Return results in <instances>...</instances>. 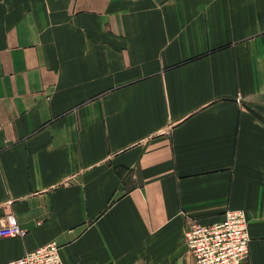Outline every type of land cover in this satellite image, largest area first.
<instances>
[{
	"label": "crops",
	"instance_id": "1",
	"mask_svg": "<svg viewBox=\"0 0 264 264\" xmlns=\"http://www.w3.org/2000/svg\"><path fill=\"white\" fill-rule=\"evenodd\" d=\"M230 209L264 264V0H0V264H195Z\"/></svg>",
	"mask_w": 264,
	"mask_h": 264
},
{
	"label": "built area",
	"instance_id": "2",
	"mask_svg": "<svg viewBox=\"0 0 264 264\" xmlns=\"http://www.w3.org/2000/svg\"><path fill=\"white\" fill-rule=\"evenodd\" d=\"M26 230L14 214L0 224V238L24 236ZM249 221L245 210L230 209L224 220L213 224L194 223L186 243L195 264H253L251 260ZM2 264H66L61 246L49 242L21 257Z\"/></svg>",
	"mask_w": 264,
	"mask_h": 264
}]
</instances>
